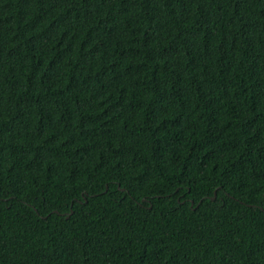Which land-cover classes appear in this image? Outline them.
I'll return each instance as SVG.
<instances>
[{
  "label": "trees",
  "instance_id": "1",
  "mask_svg": "<svg viewBox=\"0 0 264 264\" xmlns=\"http://www.w3.org/2000/svg\"><path fill=\"white\" fill-rule=\"evenodd\" d=\"M0 264H264V0H0Z\"/></svg>",
  "mask_w": 264,
  "mask_h": 264
}]
</instances>
